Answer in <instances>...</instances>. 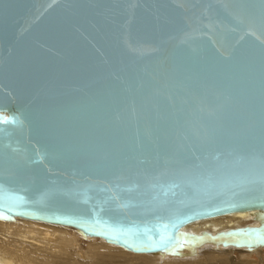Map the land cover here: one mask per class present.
Instances as JSON below:
<instances>
[{"label":"water","instance_id":"water-1","mask_svg":"<svg viewBox=\"0 0 264 264\" xmlns=\"http://www.w3.org/2000/svg\"><path fill=\"white\" fill-rule=\"evenodd\" d=\"M206 132L215 145L202 144ZM193 151L222 170L235 154L264 152V0H0V176L13 181L0 185L4 220L69 225L158 252L67 218L93 212L96 201L83 198L89 188L110 187L119 175L122 187L137 181L150 192L157 175L192 162ZM223 184L178 205L182 214L171 219L139 200L112 205L103 218L125 227L175 223L174 233L196 236L264 228V182L226 176ZM234 212L253 222L186 228ZM240 239L264 244H203ZM200 245L182 244L181 254Z\"/></svg>","mask_w":264,"mask_h":264},{"label":"snow or ice","instance_id":"snow-or-ice-1","mask_svg":"<svg viewBox=\"0 0 264 264\" xmlns=\"http://www.w3.org/2000/svg\"><path fill=\"white\" fill-rule=\"evenodd\" d=\"M247 137L248 135H241ZM254 139V137H253ZM217 138L215 135H209L207 132L203 138L202 144L205 146L215 145ZM192 162L177 160L175 163L179 167L170 171L165 168L162 173L157 175L156 180L159 183H149L150 192H141L140 184L137 181L131 182L128 186L122 187L119 183V175L115 179H109L110 187H102L98 191L92 192L91 188L83 193V198L87 202L95 200L94 210L88 218H67L69 224H79L86 231L102 236H108L114 240H122L128 247L137 251H156L164 254L180 255L182 248L191 247L196 244H203L206 241H229L232 237H252L257 242L264 243L261 239L264 234V228L260 229H241L233 232L222 233L218 237L210 234L202 236L190 235L187 233L173 232L177 225L175 223H164L153 225L151 227L139 226L125 227L121 222H109L103 218V213L113 210L110 206L116 205L118 208H128L132 206L133 200H139L140 206L152 209L159 214V219H171L174 216L182 214V208L197 196L210 195L213 190L222 189L223 181L226 176H235L243 180H250L255 176L264 182V152H251L247 156L235 154V165L232 168L222 170L219 167H205L201 157L195 151L191 153ZM218 157H214L216 159ZM259 162V169L253 170L249 165ZM165 163H169L166 159ZM168 176L164 180L162 177ZM12 176H0V185L12 183ZM162 181V182H161ZM92 192L90 195L89 193ZM46 195V194H45ZM16 199L22 200V197ZM43 197H41V200ZM228 207L235 208L237 205L231 204ZM219 211L220 209H216ZM5 214L0 212V219H4ZM11 219V216L7 217ZM193 217L188 216L191 220ZM264 218V217H262ZM59 219V217H57ZM87 238V237H85ZM237 246L248 244L251 241L240 239L236 241ZM227 246V243L226 245ZM195 254V253H193Z\"/></svg>","mask_w":264,"mask_h":264},{"label":"bare ground","instance_id":"bare-ground-1","mask_svg":"<svg viewBox=\"0 0 264 264\" xmlns=\"http://www.w3.org/2000/svg\"><path fill=\"white\" fill-rule=\"evenodd\" d=\"M246 222H253L252 215L234 212L200 219L186 228L217 229ZM82 235L64 224L23 217L0 219V264H251L244 259V249L232 244L205 243L186 254L166 255L136 252L97 236L85 240ZM262 245L251 246L257 247L256 255L264 253Z\"/></svg>","mask_w":264,"mask_h":264},{"label":"rangeland","instance_id":"rangeland-1","mask_svg":"<svg viewBox=\"0 0 264 264\" xmlns=\"http://www.w3.org/2000/svg\"><path fill=\"white\" fill-rule=\"evenodd\" d=\"M82 236L84 237V235H82ZM85 237H87V238H85ZM85 237H84L85 240H88V236H85ZM236 247H238V246H236ZM242 248L244 249V259H246V261L248 260L251 264H264V253L261 255H256V252H258V249L256 246H254V247H246V246L243 247L242 246ZM249 248H251V249H249ZM262 248H264V245H262ZM239 260H241V259L239 258Z\"/></svg>","mask_w":264,"mask_h":264}]
</instances>
